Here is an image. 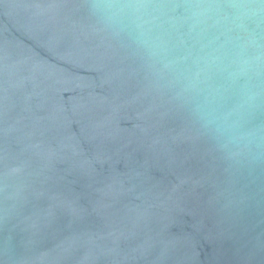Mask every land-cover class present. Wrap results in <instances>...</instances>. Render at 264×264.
Here are the masks:
<instances>
[{"label":"water","instance_id":"1","mask_svg":"<svg viewBox=\"0 0 264 264\" xmlns=\"http://www.w3.org/2000/svg\"><path fill=\"white\" fill-rule=\"evenodd\" d=\"M95 2L0 0V264H264V0Z\"/></svg>","mask_w":264,"mask_h":264},{"label":"clouds","instance_id":"2","mask_svg":"<svg viewBox=\"0 0 264 264\" xmlns=\"http://www.w3.org/2000/svg\"><path fill=\"white\" fill-rule=\"evenodd\" d=\"M94 9L99 12L109 27H127L125 21H130L134 27L136 42L153 51L160 46L158 38L151 36L155 17L149 12L148 0H96ZM194 15H204L197 12Z\"/></svg>","mask_w":264,"mask_h":264}]
</instances>
